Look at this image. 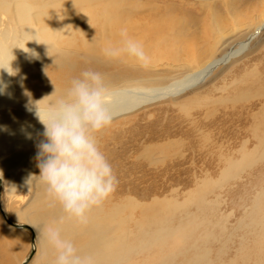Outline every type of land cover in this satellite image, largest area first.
Listing matches in <instances>:
<instances>
[{"label":"rangeland","instance_id":"rangeland-1","mask_svg":"<svg viewBox=\"0 0 264 264\" xmlns=\"http://www.w3.org/2000/svg\"><path fill=\"white\" fill-rule=\"evenodd\" d=\"M18 1L9 0L2 4L3 0H0V31L5 30L7 32L6 41L8 42L10 61L12 60L10 63L17 70L14 75H9L11 85L14 86L12 88L13 93L16 97L23 99L24 95L22 94H24V87L27 82L33 75L42 77L46 65L43 62L45 58L40 50L37 53L39 56L36 55L31 59L25 58L31 62L32 70H27L25 60L19 57L22 49L20 47L25 46L26 40L23 38L22 26L18 25L19 23L14 17V11L17 7L16 2ZM58 1L60 7L58 4L57 15H61L60 20L54 18L53 23L49 26L50 30L46 26L47 24H40V22L33 20L35 30H40V33L49 31V33H43L42 37L43 39H50L48 50L52 57H61L65 54V50H75L78 53L76 58H72L71 63L73 64L63 65L64 72L78 76L81 70L92 69L102 73L108 85V82L112 80H114L112 82H116V85L124 84L125 81L131 78L150 81L165 78L172 81L182 74L185 65L169 63V59L180 58L192 50L202 52L211 48L216 50L215 56L219 53L210 62L212 63L221 56L229 55L227 54L229 52L235 53L243 49L239 56L237 55L238 58L233 59H239L244 55L243 57L233 64L228 62L224 65L215 66L192 91L183 92L173 100H168L169 96H167L163 100L143 104L134 112L114 117L108 127L96 133L100 150L110 163L113 162L111 165L116 177L115 188L113 193L110 194L112 197L114 196L113 199H116L120 194L117 178L120 174H123L121 179L126 182L123 189L125 197L128 196L126 199L135 200L140 205L153 203L155 201L153 200L154 196L159 201L157 212H142L144 208L140 206L136 207L134 211L128 208L126 214V217L130 220V223L127 224V231H131L134 225H138L136 231L140 230L143 233H148L153 241V245L149 242L138 244V247H143V256L139 252H132L137 253L141 261L144 260L142 264H171L172 259L178 253H183L184 249L196 246V251L197 247L203 244L201 236L203 234L211 235L209 230L216 228L215 225L208 226L207 219L210 216H215L213 217L215 219L216 214L220 213L224 205L228 206V210L225 212L223 221L229 219L228 214L230 212H235L237 234L244 235L247 233V225L252 217L260 220L259 222L264 221L262 219L264 211L259 207L258 199L254 205V199L250 193L259 184L264 186V160L260 162L261 165L253 166L251 176L244 174L242 180L236 183L233 179L235 171L231 169V166H221L216 149L206 143H201V136L198 135V132L204 129L211 132L212 137H217L221 140L219 143L226 146L235 142L237 138H235V132L239 126L234 120L229 121L228 118H234L236 112L248 111L249 105L244 101L242 104L236 103L231 107V102L228 100L223 101V98H232L242 87V89L249 88V80L253 72L241 76L240 73L242 74L244 71L253 68V64L258 62L257 59L260 56L264 57V26L260 30H255L264 9V0H258L255 5L257 9L252 10L250 8L249 12L247 10V15L244 14L245 8L247 4L254 0H95L92 4H86L85 6V0ZM107 1L115 4L112 3L111 7L102 5ZM117 2L123 4H117ZM100 3L101 5H99ZM134 4L135 6H133ZM150 4L152 5L150 6ZM82 7H85L84 11ZM117 7L120 9L119 13L122 8V14H119V16L124 17L123 20L126 19V21H128L127 19L134 21L133 19L139 18L138 16L149 17L150 21H160L158 26L160 24L162 26L160 25V28L157 26V31H155L156 28L153 29L154 31L152 30L149 36L141 39L143 33H140L131 37L142 42L150 62L162 61L164 65L159 67L140 65L128 61L104 59L103 57V59L100 57V60L95 59V61L93 56L83 53V49L76 50L75 48H66L55 44L51 26H56V31L60 30L64 24L70 25L67 26L68 29H74L75 26H82L77 25L78 22L90 23L92 20L86 19L85 21V18L91 12H96L95 16H97L104 8L107 10L108 8H114L118 14L119 9ZM125 8L127 14H133L132 18L128 15L125 16ZM231 11H233V14ZM239 11L241 14L234 16ZM33 13L37 14L36 8ZM221 20L227 22L228 25L223 26ZM245 31L247 32L245 33ZM14 36H16V40H13ZM165 65L171 69L169 75L165 77L153 76L156 72L151 73L146 69V67L160 69ZM243 65H245V68ZM66 68L67 70H65ZM69 77H72V75H69ZM199 93H205V95L198 102V108H189L193 106L192 103H188L190 97H194ZM207 96L210 98H207ZM1 107L0 134H3L11 129L13 124L12 115H19L23 118L24 114H20L23 109L17 110L12 106ZM33 121L38 123L37 120ZM220 122H227V126L221 129V125L216 124ZM28 125L29 123L25 126ZM42 132L33 133L31 136L32 138L35 136L36 139L41 136L40 139L42 140L44 139L40 135ZM40 139L34 140L33 143H29V146L25 147L23 151L25 155H28L22 164L16 167L15 171L19 172L20 168H27L30 173L39 174L35 157L38 151L37 143L40 142ZM156 144L164 146V150L165 146L168 145V147L166 146L168 150H156L155 148L145 153L144 148L146 146ZM10 156L11 152L1 155L0 164ZM12 173L10 171L0 173V176L5 175L0 182V186L1 207L6 216L18 224H29L32 228H34V225L42 227L53 222L59 224L62 216L56 214L54 210L56 207L55 202L46 196L43 187L34 184L31 191H29L28 186L21 187L22 185L12 188L10 185ZM203 179H205L203 190L198 193V197L194 201L189 200L190 196L187 192L197 188ZM169 197V205H166L163 203V199ZM172 203L181 208L173 211L171 208ZM46 211L49 212L46 213ZM59 228L61 229V227ZM34 232L28 228L12 226L0 211V264H21L27 259L33 248V235L35 253L26 264H51L54 259L53 256H55L54 249L48 246L42 238H37L38 229L35 231L34 228ZM61 232L64 237L71 239L74 244L81 239L78 233L66 234L64 229ZM75 238L77 239L74 241ZM127 241L132 244L133 237L128 236ZM221 245L223 249L225 244L219 238L215 240L214 245H211L216 250L215 254L222 252ZM234 249L240 257L245 255L244 250L250 252L246 257V260L249 261L248 264L260 263L264 261V236H257V240L246 242L242 247L236 245ZM128 256L132 258L131 254H128ZM180 257V255L177 256V260ZM234 263L243 264L241 261H235ZM126 264H131V260H127Z\"/></svg>","mask_w":264,"mask_h":264},{"label":"bare ground","instance_id":"bare-ground-1","mask_svg":"<svg viewBox=\"0 0 264 264\" xmlns=\"http://www.w3.org/2000/svg\"><path fill=\"white\" fill-rule=\"evenodd\" d=\"M8 1L9 0H3L2 4ZM94 1L95 0H85L84 6L86 4H92ZM257 1L258 0H254L253 2L247 4V7L245 8L246 11H243L244 14L247 15V10L249 12L250 8H252V10L257 9L255 6L258 3ZM59 3L60 2L58 0H19L18 2H16L17 7L14 11V17H16V20L19 23L17 24L22 26V30L24 32L23 38L26 40V44L24 43L25 46L22 48H27L31 50L25 51L24 49H21V52L19 54V57L25 60L26 69L32 70V65H30L31 62L28 59H25L34 58L35 56L32 55V52H35L37 54L40 50L43 57L45 58V61H43L46 65V69L44 67V75H42V77L33 75L24 87V91L26 89L28 92L31 93V101H38L41 107L46 106L50 99L62 93V90L67 88L70 84V81L77 76L72 73L68 74L64 72L63 65L67 66L68 64H70L72 58H76L78 56V53H76L75 50H65V54H63L61 57H52L48 50V44L44 43H49L50 39H43L42 37L43 33H49V31L40 33V30H35L36 28H34L33 26V20H36L40 22V24H47L46 26L50 30L49 26L51 23H53L54 18H58V20H60L61 18L60 14L57 15V6ZM112 3L114 2L107 1L102 5H107L108 7H111ZM118 3L119 2H117V4ZM99 5H101V3ZM151 5L152 4H150V6ZM133 6H135V4ZM35 8L37 9V14L33 13V10ZM119 11L120 9L118 10L117 14L114 8H108V10L104 8L102 12L99 13L100 15L98 14V18V15L95 16L96 12H91L85 18V21L86 19L92 21L90 23L88 22V24H83V21L78 22L77 25L82 26H75L74 29H68L67 26L70 25L64 23V25H62V27L58 31H56V26H51V31L54 33V42L55 44L66 48H75L76 50L83 49V53L94 57V59L92 58L93 60H100L102 57L106 59V57L101 51L106 41H111L113 43L119 42V32L121 28H126L130 36L143 33V35L140 37L141 39H143L149 36V34L152 33L153 29L156 28L155 31H157L158 27L160 25L162 26V24L158 26V24L160 23L159 20L150 21L148 19L149 17L147 16V18L138 16L139 18L133 19L134 21L129 19H127L128 21H126V19L123 20L124 17L119 16V14H122V8L120 13ZM125 12V16L128 15L132 18L133 14H127L126 8ZM232 12L233 11H231V13ZM240 14L241 13L239 11L237 14L235 13L234 16ZM258 22L259 24H257L255 28L256 31L262 29V27L264 26V9L261 12V18L258 20ZM221 24L223 26L228 25L227 22H223L222 20ZM246 32L247 31H245V33ZM245 33L243 34V36L245 35ZM7 37L8 35L5 30L0 31V63L4 65H9L10 62L8 42L6 41ZM16 39V36H14L13 40ZM32 39H38L41 42H37L36 40ZM215 51L216 50H213L211 48L202 52H196L195 50H192L191 52L182 55L180 58L169 59V63H174L175 65H185L182 69V74L177 76L176 79L172 81L166 80L165 78L157 79L154 81L143 80L140 78H131L128 81H125L124 84L120 85H116V82H112L114 80L108 82L111 90L110 103L108 104L109 110L113 113L114 117H119L138 110L140 107L143 106V104L146 105L147 103L150 104L157 100H163L167 96H169L168 100H173V98L176 99L183 92L185 93L190 90L192 91V89L200 83L202 78L207 73H210V71L215 66L224 65L228 62L230 64H233L234 62H236V60H239L241 57L244 56L242 55L241 57H239V59L236 60L233 59L236 57L238 58L239 54L243 51V49L236 51L235 53L229 52L227 53L229 55L224 56H221L220 53L221 57H219L218 60L210 63L219 55L218 53L215 56ZM257 61L258 62L256 64H253V68H250L248 70L242 69L246 71H244L242 74L240 73L241 76L248 74L251 71L253 72L250 76L251 79L249 80L250 87L246 89H242V87L241 90L236 92V94L232 98H223V101L228 100L231 102V107L234 106L236 103L242 104L244 101L247 102L249 105L248 111L236 112V115L232 119L228 116L229 121L234 120L235 123H237V125L239 126V128H237V131L235 132V138L237 137L235 142H233L232 144L230 143L226 146L222 143H219V141L221 140H219L217 137H212L211 132H208L204 129H201L200 132H198V135L201 136V143H206L207 145H210L212 148L214 147L216 149L215 151H217L218 153L221 166H231V169L235 171V176L233 179L236 183L242 180L244 174H246V176H251L253 166L261 165L260 162L264 160V57L260 56ZM128 62L134 63L131 61ZM146 65L159 67L161 65H164V62L148 61ZM243 67L245 68V65H243ZM146 69H148V71H151V73L156 72L155 74H153V76L160 75L164 77L166 75H169V72L171 71V69L166 65L160 69L148 67H146ZM65 70H67V68ZM69 75H72V77H69ZM136 75L138 76V74ZM0 80H3V82L7 85L5 93L0 95V106H12L17 110L23 109V113L21 112L20 114H24L23 118L19 117V115H12L13 124L11 126V129L3 134H0V156L11 152V156L8 157L5 162L0 164V173L6 171L13 172L12 182L10 183L12 188H16V186L18 187V185H22L21 187H24L28 186L25 181L30 174V170L27 168H20L19 172L15 170L17 166H20L22 164V162L25 160V157L28 155H25L23 151L25 147L29 146V143H33L36 139L34 138L35 136L33 137L34 139L32 138V136L31 138H28L27 134H33L36 132L40 133L41 131H43V125L35 117L34 112L26 110L25 105L29 102V97L22 94L24 96L23 99H21V97L19 98L14 95V90L12 89L14 88V86L12 87V82L10 81L11 79L9 78V74L6 71L0 70ZM50 94H52V96H48ZM204 95L205 93H199L194 97H190V102L188 103H192L193 106L189 108H198V102L203 98ZM207 98L210 97L207 96ZM33 120H37L38 123ZM20 122L22 124H19ZM28 123L29 125L25 126ZM216 124L221 125V129H223L224 126H227V122H220ZM166 146L168 147V145ZM166 146L165 150L167 149ZM155 148L156 150H164V146L156 144L146 146L144 148V151L146 153ZM223 175H225V173H223ZM4 176L5 175L0 176V178L3 180ZM122 177L123 174H120L117 178L120 187V194L118 195V197L116 196L117 198L113 199L114 196L112 197L111 195H109V197L105 199L100 205L91 208L87 212L86 219L84 221L69 218L63 212L61 206L55 202L56 207L54 210L56 211L57 215L62 216V220L58 224V226L61 227L60 230L64 229L66 231V234H80L81 239L74 244L78 250V253L81 255H92L95 258L96 264H126L127 260H131V264H142L144 263V260L141 261L138 257V254L132 252H139L140 255L143 256V247H138V244L140 242H149L153 245V241L151 240V237L148 233H143L140 230L136 231L138 225H134L131 231H127V224L130 223V220L126 217V214L128 212V208L134 211L136 207L140 206L144 208L142 212H157V203H159V201H157V198L154 196L153 200L155 201L153 203H142L143 205H140L135 200L132 201L130 199H126L128 198V196L126 195L125 197L123 192L124 184L126 182L121 179ZM204 181L205 179H203L201 182L199 181L200 184L197 188L187 192L190 196V198L188 196L189 200L194 201L198 197V193L204 188ZM175 191L173 192L176 193ZM250 193L252 194V197L254 199V205L257 203L258 199V205L264 211V186L259 184V186ZM133 198L134 197L132 196V199ZM169 202L170 197L163 199V203H165L166 205H169ZM171 206L173 211L179 210L181 208L179 206L174 205L173 203ZM227 210L228 206L224 205V208L220 210V213L216 214L215 219H213V217L215 216H210L207 219V225H215L216 228L214 230H209L211 235L203 234L201 236V242L203 244L197 247L198 249L196 251V246L184 249L183 253H178L176 257L172 259L171 264H235V261H241L243 262V264H248L249 261L246 260V257L250 252L244 250L245 255L243 257H240L236 249H234V246L238 245L239 247H242L246 244V242L257 240V236H264V221L261 220V222H259L260 220H257L252 217L250 223L247 225V233L244 235H242L241 233L237 234L235 227V212H230L228 214L229 219L223 221L225 212ZM47 212L49 211H46V213ZM262 219H264V215L262 216ZM33 227L36 231L37 228L35 226ZM257 228H259V230H257ZM128 236L133 237L132 244L127 241ZM218 238L225 245H223V249L221 245L222 252L215 254L216 250L211 245H214L215 240H218ZM76 239L77 238H75L74 241ZM128 254H131L132 258L129 257ZM179 255L181 257L179 260H177V256ZM255 264H264V261Z\"/></svg>","mask_w":264,"mask_h":264},{"label":"clouds","instance_id":"clouds-1","mask_svg":"<svg viewBox=\"0 0 264 264\" xmlns=\"http://www.w3.org/2000/svg\"><path fill=\"white\" fill-rule=\"evenodd\" d=\"M119 36L118 43L105 42L101 49L103 55L146 65L150 58L142 42L132 38L126 28L120 29ZM32 55L37 54L32 52ZM10 62L9 65L0 63V70L14 75L17 70ZM6 87L0 80V95L5 93ZM24 95L29 97L26 110L34 112L43 125L44 138L37 144L35 157L39 174L30 173L25 183L29 191L34 184L42 186L46 196L58 203L69 218L84 221L87 212L107 199L116 185L112 165L96 139V133L114 119L108 108L110 87L102 73L84 69L44 107L38 101H31V93L26 89ZM27 137L31 138V133ZM34 226L38 229L37 238H42L55 251L51 264H96L92 255L78 253L73 241L61 234L56 222Z\"/></svg>","mask_w":264,"mask_h":264},{"label":"water","instance_id":"water-1","mask_svg":"<svg viewBox=\"0 0 264 264\" xmlns=\"http://www.w3.org/2000/svg\"><path fill=\"white\" fill-rule=\"evenodd\" d=\"M1 180H2V179L0 178V182H1ZM0 211H1V213L5 216L6 221H7L9 224H11L12 226H14V227H18V228H20V227L28 228L29 230H31V231L34 233V229H33L29 224H18V223H16V222L10 220V219L6 216L5 212L3 211L2 207H1V186H0ZM32 247H33V248H32V251H31V253L29 254L28 258L25 259L21 264H26V263L30 260V258L33 256V254L35 253V247H34V235H33V238H32Z\"/></svg>","mask_w":264,"mask_h":264}]
</instances>
